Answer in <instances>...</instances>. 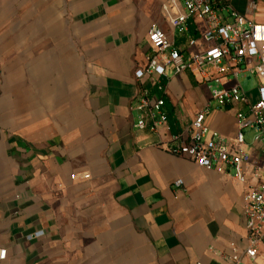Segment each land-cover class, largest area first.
Instances as JSON below:
<instances>
[{
  "label": "crops",
  "instance_id": "0c3cea01",
  "mask_svg": "<svg viewBox=\"0 0 264 264\" xmlns=\"http://www.w3.org/2000/svg\"><path fill=\"white\" fill-rule=\"evenodd\" d=\"M224 1L260 28L264 52V0ZM165 7L179 11L170 0H0V264H233L243 250L244 188L169 148L205 109L212 133L235 137L248 106L220 107L214 82L169 72L167 127L137 128L144 91L162 96L161 79L135 77L150 29L178 48L197 36L174 33ZM235 84L258 101L255 77L228 73L217 87ZM244 133L260 160L264 145ZM240 264H264V244Z\"/></svg>",
  "mask_w": 264,
  "mask_h": 264
},
{
  "label": "built area",
  "instance_id": "2783aa9c",
  "mask_svg": "<svg viewBox=\"0 0 264 264\" xmlns=\"http://www.w3.org/2000/svg\"><path fill=\"white\" fill-rule=\"evenodd\" d=\"M178 9L172 15L165 7L171 30L180 37H187L193 28L196 37H187L186 46L178 48L169 36L153 25L148 33L150 53L144 68L135 72L136 79L142 81L155 75L160 81L154 85L162 96H150L144 91L137 103L140 112L137 128L157 132L167 127L168 117L164 112L165 82L168 73L177 76L187 72L200 75L204 82H214L212 98L220 107L242 103L248 106V113L237 114L238 132L227 138L212 133L205 124L208 109L199 112L193 123L182 133L172 138L170 153L184 157L207 171H215L231 176L244 188L243 214L246 238L241 252L228 256L233 264L245 260L255 261L260 245L264 244V150L258 161H253L248 152L245 131L254 133L253 145H264V52L260 48V28L248 14H238L227 10L224 0H170ZM257 8L255 3L250 11ZM214 70L211 76L206 70ZM231 73L255 77L260 81L258 101L250 104L239 84L230 88H220L223 78ZM72 179H76L73 175ZM85 179L89 176L85 175ZM179 180L175 184L182 185ZM6 256L0 251V259Z\"/></svg>",
  "mask_w": 264,
  "mask_h": 264
},
{
  "label": "rangeland",
  "instance_id": "374dc122",
  "mask_svg": "<svg viewBox=\"0 0 264 264\" xmlns=\"http://www.w3.org/2000/svg\"><path fill=\"white\" fill-rule=\"evenodd\" d=\"M239 81H240V84H241L242 86H245V87H247V86H248V84H247L246 80H245V79H243L242 77L239 79Z\"/></svg>",
  "mask_w": 264,
  "mask_h": 264
}]
</instances>
